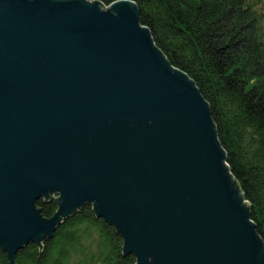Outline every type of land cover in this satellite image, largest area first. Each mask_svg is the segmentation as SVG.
<instances>
[{
  "label": "water",
  "instance_id": "1",
  "mask_svg": "<svg viewBox=\"0 0 264 264\" xmlns=\"http://www.w3.org/2000/svg\"><path fill=\"white\" fill-rule=\"evenodd\" d=\"M99 5L0 0L1 249L13 264L90 204L137 264H264L208 103L135 2Z\"/></svg>",
  "mask_w": 264,
  "mask_h": 264
},
{
  "label": "trees",
  "instance_id": "2",
  "mask_svg": "<svg viewBox=\"0 0 264 264\" xmlns=\"http://www.w3.org/2000/svg\"><path fill=\"white\" fill-rule=\"evenodd\" d=\"M105 7L122 0H89ZM167 61L208 103L226 166L264 244V0H129ZM41 198L50 219L59 206ZM30 242L13 264H137L123 255L116 227L90 204L63 220L52 237ZM0 264H11L1 249Z\"/></svg>",
  "mask_w": 264,
  "mask_h": 264
},
{
  "label": "rangeland",
  "instance_id": "3",
  "mask_svg": "<svg viewBox=\"0 0 264 264\" xmlns=\"http://www.w3.org/2000/svg\"><path fill=\"white\" fill-rule=\"evenodd\" d=\"M57 1H59V0H57ZM60 1H64V0H60ZM100 9H102V10H108L109 9V7H105L104 5L102 6V5H99L98 6Z\"/></svg>",
  "mask_w": 264,
  "mask_h": 264
}]
</instances>
